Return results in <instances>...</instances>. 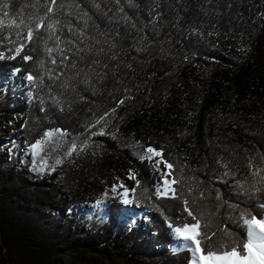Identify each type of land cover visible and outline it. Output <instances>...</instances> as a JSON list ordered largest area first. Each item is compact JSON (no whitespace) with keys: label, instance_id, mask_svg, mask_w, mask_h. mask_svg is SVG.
<instances>
[{"label":"trees","instance_id":"1","mask_svg":"<svg viewBox=\"0 0 264 264\" xmlns=\"http://www.w3.org/2000/svg\"><path fill=\"white\" fill-rule=\"evenodd\" d=\"M21 45L0 64V121L14 127L0 137V264H78L100 246L122 264H191L173 249L175 227L195 223L185 200L215 233L200 248L246 241L241 213L264 217V0H0V50ZM12 70L33 76L28 105L17 85L1 91ZM100 125L78 173L47 149L53 173L32 165L47 133ZM105 152L132 170L144 229H120ZM165 173L175 196L157 194Z\"/></svg>","mask_w":264,"mask_h":264},{"label":"rangeland","instance_id":"2","mask_svg":"<svg viewBox=\"0 0 264 264\" xmlns=\"http://www.w3.org/2000/svg\"><path fill=\"white\" fill-rule=\"evenodd\" d=\"M26 38V37H25ZM8 48L6 47V50ZM17 49H20L21 46L15 47V54L8 55L6 54L5 50H0V64L1 63H7L9 62L15 55H17ZM19 51V53H20ZM17 70H12L10 72H7L6 78L9 77L10 84L15 83V78L17 79V85L20 88L24 89V91H21L22 95L18 96V100L23 101V104L28 105L30 104V99L33 98V92L31 91L33 89V79H29V77H33L31 74H24V75H18L16 76ZM7 80H5L6 82ZM32 82V83H31ZM20 88V89H21ZM27 91L30 92L29 95H27ZM24 122V120L22 121ZM21 126V122L19 123ZM0 137L5 138L4 132L8 131L11 132L12 128L14 127L11 125V122L8 120L5 123H1L0 121ZM101 132L104 134V125H100L98 128L95 129V131H92L91 133L84 134L78 138L75 139H68L67 136L63 133H57L53 134L51 138H48L46 146L43 147L42 151H33L32 152V159L31 163L32 165L34 163H38V165L42 164L41 161H45L46 157L43 156L45 153L44 151L47 149V153L50 154H57V156H53V159L62 161L59 165L64 168V166H67V168H71L73 172L79 171V165H84L90 162L91 155H92V147L97 144L99 145V142L97 141L98 136H101ZM92 134V135H91ZM4 136V137H3ZM73 145H75V148H73ZM22 147L26 148L25 142L22 144ZM27 149H25L26 151ZM70 153V154H69ZM100 152H98L99 154ZM30 155V154H29ZM101 157V155H100ZM104 157V158H103ZM102 163H106L107 165L112 166L110 169H113V173L110 176V178L107 180V184H104L105 186H108V188L112 191L111 195L107 198L108 201L111 202H118L120 204L121 211L118 215V220L121 222L122 225L120 229H122L126 224L133 226V227H141L144 229L147 225V221L151 218V210L146 209L139 205H134L132 203H125V200H128L130 196H132L134 187H135V178L133 175L132 170L128 167L127 163L122 160V158L111 155L107 152L103 153ZM52 165L58 164L53 161ZM52 167V166H51ZM49 168L53 173V168ZM166 168L165 165L159 164V168ZM40 168H45L44 166H40ZM47 167L45 170H49ZM50 171V172H51ZM162 179H158L157 184V190L162 191L163 189L167 188L169 189V194L167 196H173L171 193L170 186L163 185ZM101 189L97 188L96 191H99ZM106 189V188H105ZM127 191V194L126 193ZM131 190V191H129ZM102 191V190H101ZM110 191V192H111ZM53 215L55 217H61V214L59 212H54ZM146 224V225H145ZM149 234H151V231H149ZM182 241L180 237L177 235H174L173 238V249L178 252L185 249H191L192 250V257L194 256L193 253V247H184L182 246ZM107 249H104V247H99V251H88L82 260V262L78 264H84V262H87L88 260L94 259L96 264H114L115 262H118L122 264V262L115 257H113L111 254H109ZM195 256L197 257V261L199 264V252L197 251L195 253ZM238 256H233V261L238 259ZM66 260H69V257H65ZM193 261V259H192ZM88 263V262H87ZM192 264V262H191Z\"/></svg>","mask_w":264,"mask_h":264},{"label":"snow or ice","instance_id":"3","mask_svg":"<svg viewBox=\"0 0 264 264\" xmlns=\"http://www.w3.org/2000/svg\"><path fill=\"white\" fill-rule=\"evenodd\" d=\"M54 2V0H53ZM41 27L43 25H40ZM33 38L32 32L27 34V39L31 40ZM23 45H21V48ZM20 49H17V54H19ZM2 58V57H0ZM24 59H31L30 56H25ZM29 79H33V77H29ZM99 123V121H97ZM101 134H103L101 132ZM52 133L49 132L46 134L47 137L51 138ZM34 150L42 151V141H37L36 144L32 145ZM75 148V145H73ZM148 153H154L156 155H162L160 152H157L155 149L149 147L147 149ZM70 154V153H69ZM144 157H142L143 159ZM149 159L151 156L148 157ZM62 161L57 160L56 163L60 164ZM41 163L46 167V161H41ZM164 163L167 165V168L171 169L173 165L168 164L166 161ZM55 170L54 168L52 169ZM169 173H165L162 179V184H169L168 180ZM138 183V182H137ZM173 184L177 183V181L173 180ZM256 191H260V189H255ZM126 190V193L127 194ZM171 193L175 196V188L171 189ZM158 195L167 196L169 194V189L165 188L162 191H158ZM125 203H132L131 199L125 200ZM185 209L188 212V215L193 218L195 223L184 224L183 226H176L174 229V234L180 237L182 241L188 242L185 243L184 247H193V261L192 264H198L197 257L195 253L199 252V264H264V217L257 218L256 216H250V214L241 213V219L243 224L247 228L246 232V241L241 244L233 243L229 246V250L225 251L223 248L219 252L212 251L209 246L207 250L200 248V245L203 241H211L212 237L215 233H207L201 232L199 229L202 227L201 222L197 219L192 211L187 208L188 201H184ZM261 208H264V204L260 205ZM172 227V225H169ZM238 249H241L242 254L238 256V259L233 261L232 257L238 255Z\"/></svg>","mask_w":264,"mask_h":264},{"label":"built area","instance_id":"4","mask_svg":"<svg viewBox=\"0 0 264 264\" xmlns=\"http://www.w3.org/2000/svg\"><path fill=\"white\" fill-rule=\"evenodd\" d=\"M5 80H7V81L5 82ZM5 80L3 81V83H4L5 86L1 87V89H2L1 91H3V92H5V89H6V85H7V84H8V86H10V87H11V86H14V83H11V84H10V81H9L10 79H9V77H8V78H5ZM20 88H21V85H20ZM21 91H24V89L21 88ZM29 94H30V92L27 91V95H29ZM22 96H23V95H22Z\"/></svg>","mask_w":264,"mask_h":264},{"label":"bare ground","instance_id":"5","mask_svg":"<svg viewBox=\"0 0 264 264\" xmlns=\"http://www.w3.org/2000/svg\"><path fill=\"white\" fill-rule=\"evenodd\" d=\"M185 243H188V242H185V241H184V242H182V243H181V244H182V246H183ZM232 260H233V257H232Z\"/></svg>","mask_w":264,"mask_h":264}]
</instances>
